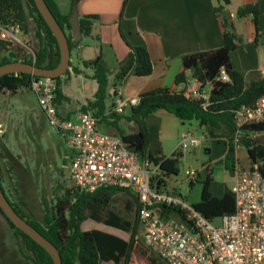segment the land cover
Returning a JSON list of instances; mask_svg holds the SVG:
<instances>
[{"label":"trees","instance_id":"obj_1","mask_svg":"<svg viewBox=\"0 0 264 264\" xmlns=\"http://www.w3.org/2000/svg\"><path fill=\"white\" fill-rule=\"evenodd\" d=\"M80 0H72L73 5ZM128 0H125V4ZM52 13L59 24L68 34L71 51L77 48L81 41L74 42L71 34L70 15L63 14L55 0H46ZM222 5L215 9L223 29V46L209 52L188 54L183 57L182 73L176 77V85L187 84L189 77L200 81L204 88L209 89V99L194 98L187 86L181 91H172L169 88H158L146 92L141 97L139 106L130 111L129 120L139 126V131L134 134H120V138L128 144L129 148L138 153L142 160H149L154 167L159 168L160 173L153 177V186L158 190L177 194L176 191L168 190L167 177L179 175V159L182 153H174L172 158L163 155L160 144L159 124H151V117L160 110L179 118L183 123L196 121L204 133L208 136L211 148L207 150L212 156L211 160H217L224 156L225 167L231 174L235 173L237 166L236 112L243 107H254L264 97V75L253 71L248 75L233 68L230 55L239 48L240 38L235 30L232 18L226 12L230 6V0H220ZM239 19L252 18L258 35L260 9L258 4H248L238 9ZM33 20L34 25L30 24ZM99 20L97 15H86L80 19L81 31L84 37H90L95 22ZM20 25L22 30L29 34L34 31L40 39V49L36 51V58L19 59L16 53L10 52L0 59V66L11 62H25L35 64L38 67L53 69L61 60V51L56 37L53 35L48 24L40 14L34 0H0V27L9 28ZM1 33V31H0ZM121 37L128 47V55L119 63L115 74L114 89L118 91L130 76L149 77L154 72V64L149 51L142 46H133L120 27ZM98 40H100L98 38ZM6 42L0 41V51H4ZM8 52V50H5ZM86 68H92L93 78L98 83V90L94 100L89 101L82 107L83 112L94 111V115L100 118V124L110 122L119 129V121L122 115L114 111L115 103L108 96L110 88L109 69L100 54L93 60L85 61ZM72 67V64H71ZM225 68L231 77V82H223L220 71ZM80 74L79 69H74ZM67 73V72H66ZM36 76L30 74H9L0 78V91H8L17 94L25 90H31V83ZM57 84V104L61 107L62 102L70 99L62 91V77L54 79ZM110 98L113 106L108 107ZM91 110V111H90ZM72 118L73 116H67ZM264 134V123L252 124L242 129V144L247 149L250 164H259L260 172L264 177V143L257 140L249 141L251 135ZM197 181V180H196ZM0 183L3 191L15 211L27 220L33 227L49 239L61 253L63 264H130L135 248L148 256L149 251L144 250L139 240L138 221L135 223L122 217L117 212L109 209L111 194L123 191L116 188L103 189L94 194H84L77 191L70 200H60L51 218L45 223L29 216L23 208L14 202L6 192L0 172ZM195 181L190 182L194 186ZM214 186L213 170L204 174L203 191L201 200L194 208L206 219L214 221L224 216H230L236 212V200L231 189L224 185L217 187V194H213ZM136 198L137 207L138 199ZM89 212V218L100 223L118 228L130 235L125 240L116 235L100 230L82 231L80 223L84 220L82 213ZM72 216L68 217L67 214ZM0 215L7 222L14 234L20 237L29 255H25L33 264H54L49 253L33 241L29 236L15 227L0 209ZM166 217L180 216L184 214L179 210L169 208L164 211ZM138 218V217H137ZM140 223V222H139ZM145 242V239H144ZM149 248V247H148ZM151 251V249H150ZM152 252V251H151ZM153 253V252H152ZM154 254V253H153ZM150 264H165L156 254L149 255Z\"/></svg>","mask_w":264,"mask_h":264},{"label":"built area","instance_id":"obj_2","mask_svg":"<svg viewBox=\"0 0 264 264\" xmlns=\"http://www.w3.org/2000/svg\"><path fill=\"white\" fill-rule=\"evenodd\" d=\"M0 41L22 43L24 31L20 25L0 27ZM187 86L194 98L209 99V89L188 73ZM223 82H231L225 68L220 71ZM31 90L50 127L57 132L71 151L70 179L80 193L94 194L116 188L133 192L138 199L137 216L143 227L145 244L165 264H264V177L259 164L235 170L231 188L236 200V212L219 218L217 227L194 206L177 194L158 190L153 177L159 168L142 160L120 137L99 130L100 118L92 112H81L72 118L65 116L57 104L56 81L48 77L34 78ZM114 111L123 115L139 106L141 97H123L114 88L110 91ZM264 123V97L254 107L236 112L237 136L252 124ZM208 141L204 133L187 132L181 136L184 151L201 148ZM190 181L195 171L187 172ZM173 208L184 214L164 215Z\"/></svg>","mask_w":264,"mask_h":264},{"label":"rangeland","instance_id":"obj_3","mask_svg":"<svg viewBox=\"0 0 264 264\" xmlns=\"http://www.w3.org/2000/svg\"><path fill=\"white\" fill-rule=\"evenodd\" d=\"M60 1V0H58ZM70 0H62L61 9L71 7ZM30 24L34 22L31 19ZM106 30L109 40L114 43V39L123 48V39L119 40L116 35L114 25ZM114 30V31H113ZM71 34V31L69 32ZM22 43L5 44L6 49L0 51V59L9 55L10 52L16 53L19 59L33 57L36 58V51L40 49V39L36 35L34 28L29 34L21 36ZM120 37V36H119ZM84 37L82 43H88ZM118 47L117 45H115ZM76 49H73L71 56L72 67L62 77V91L70 99L69 102H62L61 110L65 116H74L83 112L82 107L87 105L90 98H94L92 92L85 88L86 79L78 77L74 69L84 65L77 58ZM5 50H8L5 51ZM106 55H113L109 46H104ZM109 79L111 86L115 84L114 71L116 65L114 58L108 57ZM79 69V68H78ZM86 72H93L92 68ZM133 84L127 87L130 92ZM120 88V87H118ZM113 89V88H112ZM109 88L108 96H110ZM110 98L108 107L113 106ZM91 111V110H90ZM94 113V111H91ZM119 121V129L112 126L110 122L101 123L99 130L117 137L120 134L130 135L139 131L136 122L129 120L130 112L122 115ZM151 124H159L160 144L163 155L169 158L174 153H182L179 159V175L167 177L168 190L177 192V196L188 205L194 206L201 200L203 191L204 174L208 170H213L214 186L213 194H217V187L224 185L232 188L235 173L231 174L225 167L224 156L217 160H211V148L208 141L201 148L184 151L181 148V136L187 132H192L197 136L204 133V129L199 127L198 122L183 123L176 116L167 111L160 110L150 119ZM257 140L264 143V134L251 135L249 141ZM237 164L243 168L250 167V161L246 147L242 144V136H237ZM71 164V151L63 139L55 132L43 115L36 95L30 90L11 94L8 91H0V172L3 186L9 197L19 204L24 211L40 222L45 223L51 218L57 203L60 200H70L74 203L73 197L77 190L70 179L69 167ZM154 168V166H153ZM195 171L197 178L194 186H190V177L187 172ZM158 174L160 171H157ZM157 174V175H158ZM167 191V190H166ZM109 209L117 212L122 217L135 223L138 220L136 198L131 191H119L111 194ZM68 217L72 216L68 213ZM84 220L80 223V229L84 231L98 227L89 219V212L82 213ZM214 225L220 227L222 221L218 218L213 221ZM139 240L144 250H148V256L154 254L144 242L143 227L138 221ZM126 239H130L127 234ZM25 255H29L23 240L14 234L4 218L0 215V264H33ZM147 255L135 248L130 264H150ZM112 264V263H110Z\"/></svg>","mask_w":264,"mask_h":264},{"label":"crops","instance_id":"obj_4","mask_svg":"<svg viewBox=\"0 0 264 264\" xmlns=\"http://www.w3.org/2000/svg\"><path fill=\"white\" fill-rule=\"evenodd\" d=\"M55 1L63 14L71 16L74 7L77 6L80 19L86 15L99 16L92 35L87 38L88 43H82L83 36L76 49L77 58L83 65L85 61L93 60L101 54L108 68V57L114 58L116 63L114 71H118L119 63L126 58L129 50L125 43L123 48L115 39L113 43L107 38L106 30L112 27H108L109 24L115 26L116 35L120 33L121 27L123 34L133 46H142L149 51L154 64L153 74L149 77H128L118 88L123 97L140 96L163 87L172 91L183 90L185 84L176 85L175 81L177 75L184 70L183 57L213 51L223 46V29L215 13V9L222 5L220 0H128L126 4L125 0H80L76 5L70 0L71 7L65 11L60 6L62 0ZM230 1L226 12L232 18L240 38L239 48L230 55L231 64L235 70L247 75L253 71L264 75V0ZM248 4H258L260 9L258 35L252 18L239 19L237 16L238 9ZM117 37L121 40V33ZM105 45L109 46L114 57L106 55ZM78 68L81 72L77 74L78 77L88 81L84 84L85 88L95 96L98 83L93 78L94 71L86 72L85 66ZM131 83L133 88L128 92L127 87ZM112 88L110 81V89ZM92 100L94 98H90V101ZM92 221L98 227L96 230L129 240L125 237L127 232Z\"/></svg>","mask_w":264,"mask_h":264},{"label":"water","instance_id":"obj_5","mask_svg":"<svg viewBox=\"0 0 264 264\" xmlns=\"http://www.w3.org/2000/svg\"><path fill=\"white\" fill-rule=\"evenodd\" d=\"M35 4L56 37L60 51L61 60L57 67L47 69L38 67L35 64L25 62H11L0 66V78L9 74H30L36 77H48L57 79L63 77L71 68L72 51L68 34L59 24L58 20L49 8L46 0H34ZM71 24V36L74 42L81 41L83 34L81 31L80 17L77 6L69 18ZM0 209L9 219V221L23 233L29 236L33 241L43 247L52 257L54 264H63L60 250L41 232L33 227L27 220L21 217L10 204L0 183Z\"/></svg>","mask_w":264,"mask_h":264},{"label":"clouds","instance_id":"obj_6","mask_svg":"<svg viewBox=\"0 0 264 264\" xmlns=\"http://www.w3.org/2000/svg\"><path fill=\"white\" fill-rule=\"evenodd\" d=\"M32 91V90H31ZM204 134V133H203ZM198 176V175H197ZM197 178V177H196ZM194 181H196V179L194 180ZM191 182V181H190Z\"/></svg>","mask_w":264,"mask_h":264}]
</instances>
